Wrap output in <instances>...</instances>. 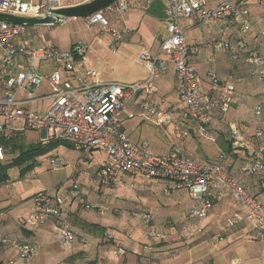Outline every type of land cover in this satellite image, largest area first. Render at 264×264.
Instances as JSON below:
<instances>
[{
  "label": "crops",
  "instance_id": "obj_1",
  "mask_svg": "<svg viewBox=\"0 0 264 264\" xmlns=\"http://www.w3.org/2000/svg\"><path fill=\"white\" fill-rule=\"evenodd\" d=\"M228 1L232 0H212L210 6ZM257 1L248 0L247 2L250 8L252 30L246 37V41L249 47L258 46L264 58V12ZM104 17L117 30L127 29L122 40L116 43V48L113 49L110 37L101 32L100 26L87 28L85 21H82L88 30L85 29L83 32L81 42H76L70 49L82 44L86 48V54L77 60L75 71L63 72L64 80L78 87L79 82L76 78L83 75L85 69H92L100 82L132 84L146 81L148 71L139 57L142 49H147L153 55L158 54L160 45L167 36L164 27L163 2L130 0L127 12L121 15L105 13ZM181 26L188 43L199 49L198 53L190 56V63L197 69L201 84L209 97L220 101L223 92L221 88L210 83L207 77L209 70L216 71L222 79L229 75L233 76L238 100L227 113L226 121L221 120V114L214 111L209 122L204 125L211 138L201 136L199 127L190 124L194 132L185 142L176 140L173 125L158 126L153 121L152 114L142 109L141 104L145 100L152 102L160 111L178 113L180 109H183L178 94L177 77L174 69L169 67L156 79L157 93L154 96L140 94L121 113L120 130L129 136L133 143L146 147L147 151L155 155H164L174 149H180L197 161L222 165L231 176L238 179L264 204V189L260 186L264 175L247 177L242 174V169L251 164L255 150L262 148L264 150V136L260 138L256 135L257 131L253 132L254 127L264 126V120L258 122L252 112L257 104L264 103V83L249 76L250 67L246 61L245 52L241 54L238 61L232 59L240 37L237 28H234L226 37H222V22L200 26L193 21L184 20L181 21ZM32 34L38 35L36 32ZM224 40L229 42L227 44L231 45V49L226 52L215 49V44ZM56 68L54 62L37 66L44 75H50ZM87 80L90 83L95 82L94 78ZM36 93H38L35 95L36 98L49 96L51 94L49 83L43 82ZM50 104V100H45L34 104L40 107L44 105V108H40L39 111L33 109V105L29 106L28 110L38 114L46 113ZM178 118L180 117L177 116L176 119ZM244 123L249 124L248 131L244 129L245 126L247 127ZM233 129L239 133L238 142L233 135ZM26 132L28 131L16 130L12 138L19 134L25 136ZM40 135L44 141L45 135ZM228 141L231 142L228 143ZM232 142L233 146H231ZM70 150L72 151L68 154H74L71 160L77 161L73 164L61 162L63 167L55 168V170H64L73 166L69 175L73 181L72 184L56 188L55 192L38 185L34 182L35 180H33L35 185L28 188H25L22 181L8 183L0 188V202L8 203L14 200L13 203L16 206L20 205V209L15 211L16 214L10 211V207L0 210L1 238H8L18 243H33L38 248L35 257L21 259L19 250L17 252L14 247L2 246L0 247V264H92L101 262L108 253L119 247H124L133 254H146L148 253L145 250L149 241L148 235L155 229L152 227L153 222L158 226L163 218L169 215L177 224V228L173 231L180 234L172 236L173 239L167 241L169 244L161 241L156 245L152 264H264V245L259 241L256 230L245 220L232 228L228 227L229 219L234 216L244 219L247 210L238 204L227 190L224 191L223 200L214 203L207 218L192 219L188 217L189 211L199 207L200 201L193 198L188 191L173 190L171 196H167L164 192L173 187L171 182L126 174L119 176L121 186L103 187L100 184L99 172L106 162L105 153L101 150H93L85 155L82 152ZM25 181L31 184L32 180ZM5 188L9 192H4ZM73 189L79 192L78 199L70 196L69 192ZM40 190H50L64 197L66 220L77 236L72 246L63 244L53 219L35 226L29 223L32 226L30 229L21 226L20 221L30 220L35 213L33 197ZM177 191L179 194H176ZM118 192L123 194H117ZM130 192L133 196L132 200L141 203L143 210L153 216L151 224L146 225L145 229L137 226L138 220L134 216L127 215L125 218L122 212L120 216L114 214L117 212L113 211L114 208H124V211L127 209L130 214L140 211L127 204L121 206L115 204V199L130 200L128 197ZM93 195L96 198L91 203L89 199ZM87 204L108 207L110 211L101 215L96 211L85 209ZM143 223L145 224L144 220ZM103 236L114 238L113 243H102ZM82 238L87 239V242H82ZM102 247H105V251L100 252ZM121 250L120 253L124 254ZM169 250L172 251L168 253ZM168 254H171V257H167ZM123 264H140V262L137 256L129 255L128 258H124Z\"/></svg>",
  "mask_w": 264,
  "mask_h": 264
},
{
  "label": "built area",
  "instance_id": "obj_2",
  "mask_svg": "<svg viewBox=\"0 0 264 264\" xmlns=\"http://www.w3.org/2000/svg\"><path fill=\"white\" fill-rule=\"evenodd\" d=\"M93 1L95 0H0V14L40 19L51 15L52 11ZM129 1L116 0L105 10L84 19L87 28L97 25L101 27V32L110 37L113 49L122 40L127 29L117 30L112 27L104 14L109 12L121 15L127 12ZM160 1L165 7L164 27L167 36L160 45L158 54L153 55L147 49H142L139 60L148 71V79L132 84L100 82L96 79L94 70L85 69L84 74L76 78L79 86L74 87L71 82L64 80L63 72L75 71L77 60L86 54L84 45L78 44L68 51H61L42 37L33 35L24 26L0 22V164L7 159L1 141L10 140L16 130L38 132L45 135L44 141L51 138L63 141L85 155L93 150H101L106 155L105 165L99 172L101 186H121L119 176L122 174L169 181L173 187L165 191L167 196H171L173 190H186L200 201L199 207L189 211L188 217L192 219L207 218L214 203L222 201L224 191L227 190L247 210L244 219L239 216L229 219L228 227L232 228L245 220L256 230L259 241L264 245V205L221 165L197 161L180 149L155 155L147 151L146 147L133 143L120 130L121 113L140 94L154 96L157 93L156 79L169 67L175 71L183 109L178 113L160 111L148 100L141 107L152 114L153 121L158 126L173 125L175 138L179 142L192 137L194 131L190 124L199 127L200 135L210 139L209 131H206L204 125L209 122L216 109L227 114L237 97L236 87L231 80L225 83L219 102L206 93L197 69L190 63V56L198 53L199 49L188 43L181 21H193L200 26L222 22V37L237 28L242 38L238 45L244 49V39L252 30L248 0H232L213 7L210 6L212 0ZM259 7L264 12V2ZM69 20L63 19L60 23ZM225 42L215 44V49L226 52L228 46ZM46 62H54L57 67L50 75H44L37 69V66ZM248 64L250 72L257 73L259 81L264 82V58L259 49H250ZM207 73L214 85L219 84L220 78L214 70ZM89 78H94L95 82H88ZM43 82L49 83L51 94L45 98H36L35 92ZM45 100H50L51 104L44 115L28 110L29 106ZM253 114L261 117L260 107L254 109ZM177 116L180 118L176 119ZM233 135L238 142V131L233 129ZM256 135L261 136L260 131ZM263 162V154L254 152L253 162L244 169L245 174L257 175ZM56 163V169L63 167L61 161ZM69 194L73 199L80 197L76 189L70 190ZM33 202L36 211L29 223L35 226L53 219L63 244L72 246L77 236L66 220L64 197L50 190H40L34 195ZM84 208L101 215L110 211L108 207L100 205L87 204ZM143 220L149 225L153 217L144 213ZM148 240L145 250L153 253L156 245L162 241V236L151 231ZM81 241L86 243L87 239L82 238ZM9 245L18 248L21 259L33 258L38 253L35 244H15L8 238L0 240V247Z\"/></svg>",
  "mask_w": 264,
  "mask_h": 264
},
{
  "label": "rangeland",
  "instance_id": "obj_3",
  "mask_svg": "<svg viewBox=\"0 0 264 264\" xmlns=\"http://www.w3.org/2000/svg\"><path fill=\"white\" fill-rule=\"evenodd\" d=\"M110 14L111 15H118V14H112V13L106 12V15H110ZM82 21H85V20L83 18L70 19L66 23H59V24H56V25L51 26V27H48V26L33 27V28H30V32L31 33L36 32V34H38L39 36H42L47 42L55 45L59 50L68 51L76 42H78V43L81 42L80 40L83 36V32H85V29L88 30L85 27V25L82 23ZM37 94L38 93H36L35 95H37ZM32 108L35 109L36 111H39L40 108L41 109L44 108V105H42L41 107L38 105H33ZM40 114H45V113L42 112ZM261 132L262 133L264 132V126L261 128ZM41 141H42V137H41L40 133L33 132V131L26 132V134L24 136V140H23L25 145L35 144V143H39ZM70 151H72V150H70V148H68L64 144L58 145L53 150H51L49 153H47L43 157L39 158L37 160V162L35 163L33 170L29 171L24 177H22L20 175V170L18 168L10 169L8 171L9 183H12L14 181H22L24 183L25 188H28L29 186L30 187H32V185L34 186L35 185L34 182H35V183H38V185H40V186L42 185L44 188L53 190V192H55L56 188H62L64 186H68L69 184H72L73 181L69 178V175H70V172L72 171L71 169H73V166H71L67 169L65 168L64 170H55L57 163L55 162L53 164V166L51 165V161L54 162L53 159H56V158H59L62 162H71L70 164L75 163L77 160H75V159L71 160L73 158L74 154L70 153V155H69L68 153ZM16 157H17V155H9L7 163H10L11 160L16 158ZM26 179L32 180L30 182L31 184L27 183L25 181ZM33 180H35V181L33 182ZM3 191L9 192L7 189L3 190ZM119 193L120 192H118L117 194H119ZM120 194H123V193H120ZM176 194H179V191H177ZM95 195H93V197H90L89 201H91V203H93L94 199L96 198ZM128 197L130 198V200L132 202L128 198H127L128 199L127 201H123L122 199H119V201H117L115 199V204H118L119 206H121L122 204H127V205H129V207L137 208L140 211H134L135 214H130V212H127V209L124 211V208H122V209L114 208L113 211H117V212H114V214L120 216L121 212H122L123 214H125L124 215L125 218L127 215L130 217L134 216L138 220V222L136 223L137 226L139 228L145 229L146 224L143 223L142 216L144 215V213H147L148 211L143 210L144 207L141 205V203L136 202V201L134 202L132 200L133 196H132L131 192H130ZM104 198L107 199L106 196H104ZM11 201L8 203H6V202L2 203V201H1L0 202V204H1L0 210H4L5 208L10 207V211H12L13 213L16 214L15 211L20 209V205L18 204L16 206V204L13 203L14 200L12 202ZM22 203H23L22 200H20V204H22ZM137 204H139V205H137ZM171 217L172 216H170V215L167 217H164L163 221L158 226L154 222L152 224V227L155 228L154 231L158 232L162 236V239H163L162 241H164L163 243H166V244H169L167 241H170L173 239L172 236H174V235L178 236L180 234L179 232L173 231L174 229L177 228L176 227L177 224H175L174 220H172ZM28 220L25 219L24 221H20L21 226L24 228L30 229L31 225L29 224ZM154 220H155V218H154ZM152 227H151V229H152ZM1 239L2 238L0 236V240ZM113 240H114V238L109 237V236H103L102 237V241H103L102 243H105V244H112ZM10 241L15 243V244L18 243L14 240H10ZM29 244H33V243H29ZM89 244H90V242H89ZM9 246L14 247L16 249V251L18 252L17 247H15L13 245H9ZM9 246H5V247H9ZM120 249H122L121 251H123L124 254L120 253ZM99 251L100 252L105 251V247L100 248ZM171 251L172 250H169L168 253H170ZM129 255L137 256L139 258L140 264H152V262L154 261V259H153L154 252L139 255V254H133L132 251H130L124 247H122V248L119 247L117 250L113 249L112 252L108 253L106 255V258H104L101 262L99 261L100 263L99 262H93L92 264H102V263L103 264H123L124 258H128ZM167 257H171V254H168Z\"/></svg>",
  "mask_w": 264,
  "mask_h": 264
},
{
  "label": "trees",
  "instance_id": "obj_4",
  "mask_svg": "<svg viewBox=\"0 0 264 264\" xmlns=\"http://www.w3.org/2000/svg\"><path fill=\"white\" fill-rule=\"evenodd\" d=\"M261 2H264V0H258L257 1V4L259 6V4ZM251 22V21H250ZM247 37V36H246ZM246 37L244 39L245 41V44H246V48L244 49H241L239 47V41L242 39L241 37H239L238 41H237V50L235 52H233L232 54V59L234 61H238L240 59V56L243 52L246 53V61L248 63V58L250 56V49L252 47H255L256 49H259L260 48L258 46H251L249 47V45L247 44V41H246ZM226 41V40H225ZM226 45L228 46V51L231 49V45L230 44H227L229 42H225ZM261 51V50H260ZM234 56H237V59L235 60L234 59ZM249 65V64H248ZM250 67V66H249ZM216 72V71H215ZM217 73V72H216ZM218 74V73H217ZM249 76L252 77V78H255L257 80L258 77H257V73H251L250 72V68H249ZM208 75V73H207ZM219 78H220V81H219V84L217 85H214L210 80V83L217 87V88H221L223 90V87L225 85L226 82H228L229 80H231L233 82V76L232 75H229L227 76V78L225 79H222L220 77V75H218ZM264 83V82H262ZM235 86V85H234ZM221 100V99H220ZM238 98L236 97V100L234 101L233 104H235L237 102ZM219 102V101H218ZM232 104V106H233ZM257 107H260L261 111H262V116L261 117H255L254 118L259 122H261V120L263 121L264 120V103H259L257 104L254 108H253V111L254 109H256ZM216 113H220L221 114V120L223 121H226V115L227 114H223L222 112H220L218 109L214 110ZM252 111V112H253ZM254 115V114H253ZM212 117V115H211ZM244 125H247L246 129L245 130H249V124L247 123H244ZM251 126V125H250ZM260 126V125H259ZM256 126L253 128V132L255 131H260L261 133V136H258V137H263L264 136V132L262 133L261 132V126ZM252 131V130H251ZM24 136H22L21 134L19 135H16L15 137L11 138L10 140H5V141H1V144L4 146L5 148V152H6V155H7V159L4 163H1L0 164V188L7 185L9 183V176H8V171L10 169H13V168H18L20 170V175L22 177H24L29 171H32L34 166H35V163L37 162V160L41 157H43L44 155H46L47 153H49L51 150H53L55 147H57L58 145L60 144H64L66 145L68 148L70 149H73V147L63 141H60V140H57V139H49L47 141H41L39 143H35V144H28V145H25L24 142ZM231 141H228V143H230ZM231 146H233V142L231 143ZM230 148V147H229ZM256 152H260L263 154L264 156V150L263 148L260 150V149H257L255 150V153ZM9 155H17L16 158L12 159L10 163H7L8 162V156ZM54 162L51 161V165L53 166V164L57 161H61L59 158H56V159H53ZM62 162V161H61ZM252 162H253V155H252ZM251 162V163H252ZM222 166V165H221ZM223 167V166H222ZM248 166H246L245 168L242 169V174L247 176L244 172V169H246ZM224 168V167H223ZM225 169V168H224ZM226 171V170H225ZM227 172V171H226ZM230 176L231 174L229 172H227ZM264 175V162H263V167L262 169L259 171V173L257 175H251V176H247V177H261ZM233 177V176H232ZM239 181V180H238ZM14 182H19V181H14ZM240 182V181H239ZM241 183V182H240ZM242 184V183H241ZM243 185V184H242ZM260 186L261 188L264 189V180L261 181L260 183ZM245 187V186H244ZM246 188V187H245ZM248 190V189H247ZM249 191V190H248ZM250 193V191H249ZM252 196L256 197L255 195H253L252 193H250ZM257 198V197H256ZM258 199V198H257ZM259 200V199H258ZM260 201V200H259ZM261 202V201H260ZM262 203V202H261ZM263 204V203H262ZM264 205V204H263Z\"/></svg>",
  "mask_w": 264,
  "mask_h": 264
},
{
  "label": "water",
  "instance_id": "obj_5",
  "mask_svg": "<svg viewBox=\"0 0 264 264\" xmlns=\"http://www.w3.org/2000/svg\"><path fill=\"white\" fill-rule=\"evenodd\" d=\"M115 1L116 0H95L85 5L52 11L51 15L40 19H26L0 14V22L21 25L28 29L38 26L51 27L59 24L63 19H85L93 14L105 10Z\"/></svg>",
  "mask_w": 264,
  "mask_h": 264
}]
</instances>
